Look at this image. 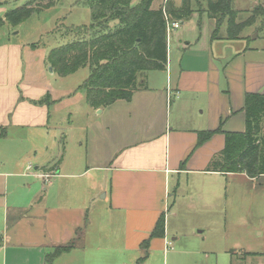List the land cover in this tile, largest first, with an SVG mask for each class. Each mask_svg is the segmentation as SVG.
Segmentation results:
<instances>
[{
  "label": "crops",
  "instance_id": "crops-1",
  "mask_svg": "<svg viewBox=\"0 0 264 264\" xmlns=\"http://www.w3.org/2000/svg\"><path fill=\"white\" fill-rule=\"evenodd\" d=\"M248 1L251 9L264 5L261 0ZM153 2L151 8L158 9ZM166 2L178 8L182 0H162L160 6ZM201 4V12L194 10L187 21H178L177 62L171 60L167 38L166 70L146 73V89L135 91L129 101L100 109L88 106L85 115L92 111L98 118L87 127L82 169L53 164L59 156L63 161L65 151L57 136L53 148L45 143L51 158H40L32 168L35 146L27 150V159L15 161L17 165L2 159L0 148V264H53L62 258L65 264H208V251L203 249H169L177 240L169 239V200L175 192L186 191L204 201V190L190 185L204 180L218 183L215 197L226 203L223 180L234 174L205 168L222 150L224 133L244 131L246 94L264 95V44L227 40L225 33L212 40L215 21ZM193 15H198V35L196 28L193 34L180 31L181 25L192 23ZM23 51L18 44L0 46V143H6L13 129L46 136L52 128L57 130L50 125V106L59 99L25 73ZM219 127L220 133L195 147L198 132ZM19 181L32 190L22 195ZM161 214L164 235L141 249ZM60 246L71 248L47 261ZM225 253L234 264L235 251Z\"/></svg>",
  "mask_w": 264,
  "mask_h": 264
},
{
  "label": "rangeland",
  "instance_id": "rangeland-1",
  "mask_svg": "<svg viewBox=\"0 0 264 264\" xmlns=\"http://www.w3.org/2000/svg\"><path fill=\"white\" fill-rule=\"evenodd\" d=\"M6 1L7 4L0 7L1 18L5 11L21 6L28 0ZM191 2L193 10L202 11L203 4L195 0ZM135 3L137 0L133 1V4ZM161 3L162 0H154L153 7L160 8ZM234 9H239L236 21L240 22L247 18L251 6L248 0H238L234 4ZM197 16L193 15L192 23L186 27L185 24L181 25L180 31L185 29L187 34H193L191 29L196 28L195 34L198 35L200 23ZM90 23L89 8L85 0H58L51 7L33 13L15 26L8 24L0 26V46L9 43L18 44L24 48L25 73L33 75L36 81L47 86L53 99H59V102L50 106V125L57 126V130L52 128L49 131L48 129L47 131L50 132L48 136L40 131L9 130L6 134V143H0V148L3 149L2 159H11V163L17 165L16 162L21 163V159L25 158L27 150L35 146L37 160L29 161L32 168L38 165L41 159L49 157L50 151L45 150V143L52 146L54 137L57 136L65 151L63 161L60 162L62 157L59 156L54 158L53 164L57 163L64 168L69 167L70 164L76 169L83 168L87 127L92 119L98 118L92 111H89V117L85 115L88 105L85 91L80 86L88 76V69L84 67L70 75L59 76L48 64V55L52 49L73 41L72 36L68 35L69 29L87 26ZM225 28L226 25L223 24L219 35L225 33ZM178 31L174 30L168 36L172 62H177L179 57V50L175 47L177 44L175 35ZM242 36H248L249 43L255 47L264 44V31L255 32L253 28H248L242 32ZM30 154L33 155L32 152ZM51 169L52 167L49 171H52ZM23 182H17L18 192L22 195L32 190L26 189ZM191 183L192 188L204 190L205 200H200L195 194L192 195L186 191L173 194L169 200L166 222L169 239L177 240L171 242L169 249L171 251L203 249L208 251V264L216 262L229 264V256L225 251L232 250L235 251L234 264H264V259L261 257L264 254V177L252 181L242 174H234L228 177L227 181L224 179L223 184L226 190L223 193L226 196L224 199L226 203L223 199L220 200L218 195L215 197L213 188L218 183H208L204 180L203 183L198 181H191ZM182 188L185 190L184 187ZM8 192L13 193L11 188ZM100 200H102L101 195L97 204H101ZM244 253L255 255H244ZM53 264H65V259H58Z\"/></svg>",
  "mask_w": 264,
  "mask_h": 264
},
{
  "label": "trees",
  "instance_id": "trees-1",
  "mask_svg": "<svg viewBox=\"0 0 264 264\" xmlns=\"http://www.w3.org/2000/svg\"><path fill=\"white\" fill-rule=\"evenodd\" d=\"M56 1L58 0H28L21 6L5 11L4 16L0 17V26H15L33 13L51 7ZM133 1L85 0L91 23L69 29L68 35L72 36L73 41L52 49L48 55V64L59 76H67L87 67L88 76L80 87L85 91L86 103L92 109L105 108L117 101H129L135 91L146 89V73L165 71V16L184 22L194 12L192 0H182L178 8L166 2L158 9L151 8L153 0H137L135 4ZM195 1L203 2L209 18L215 21V28L210 36L212 40L219 39L223 24L226 25L224 38L227 40H248V36H242V32L248 28H253L255 32L264 31L263 4L255 5L246 19L237 22L239 12L233 9L234 0ZM6 4V0H0V7ZM46 99L48 100L45 97L43 102ZM243 112L244 131L224 133V146L209 161L205 171L243 173L250 180L264 175V95L246 94ZM220 132V127L214 131L198 132L195 147L201 146ZM62 148L63 146L61 150ZM164 231L165 217L161 214L149 237L142 242L141 249L146 250L149 240L162 237ZM70 248L71 246L54 248L52 254L47 256V261L50 262ZM261 257L264 259V254Z\"/></svg>",
  "mask_w": 264,
  "mask_h": 264
},
{
  "label": "built area",
  "instance_id": "built-area-1",
  "mask_svg": "<svg viewBox=\"0 0 264 264\" xmlns=\"http://www.w3.org/2000/svg\"><path fill=\"white\" fill-rule=\"evenodd\" d=\"M180 26V23L176 20H171L167 16H165V29H166V35L167 38L170 35V33L174 30H177Z\"/></svg>",
  "mask_w": 264,
  "mask_h": 264
}]
</instances>
